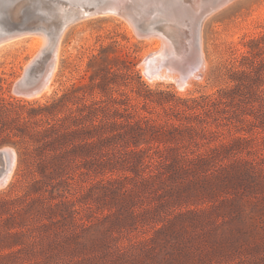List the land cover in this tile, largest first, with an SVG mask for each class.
Here are the masks:
<instances>
[{
	"label": "rangeland",
	"instance_id": "obj_1",
	"mask_svg": "<svg viewBox=\"0 0 264 264\" xmlns=\"http://www.w3.org/2000/svg\"><path fill=\"white\" fill-rule=\"evenodd\" d=\"M174 1L162 11L192 21L217 4ZM221 1L195 69L186 38L99 14L65 30L51 88L29 98L14 86L47 38L0 45V148L17 154L0 264H264V0ZM150 56L171 64L153 73Z\"/></svg>",
	"mask_w": 264,
	"mask_h": 264
},
{
	"label": "water",
	"instance_id": "obj_2",
	"mask_svg": "<svg viewBox=\"0 0 264 264\" xmlns=\"http://www.w3.org/2000/svg\"><path fill=\"white\" fill-rule=\"evenodd\" d=\"M165 0L151 1L152 7L142 13H132L131 5L124 0H0V43L41 30L47 38L42 51L30 63L25 74L14 86L15 92L31 95L40 92L52 75L58 48L65 30L73 23L90 16L108 13L128 14L142 36H163L170 43L188 39L191 54L196 61L193 68L200 66L201 26L203 14H198L194 22L189 19L170 17L162 10ZM220 0H215V3ZM174 14V6L169 3ZM130 12H129V11ZM174 16V15H173ZM184 29V31H183ZM152 56H150L151 58ZM153 59V58H151ZM152 72L161 67L149 64ZM11 154L7 147L0 148V177L7 165L11 164Z\"/></svg>",
	"mask_w": 264,
	"mask_h": 264
},
{
	"label": "bare ground",
	"instance_id": "obj_3",
	"mask_svg": "<svg viewBox=\"0 0 264 264\" xmlns=\"http://www.w3.org/2000/svg\"><path fill=\"white\" fill-rule=\"evenodd\" d=\"M184 1V0H183ZM202 1H204V0H202ZM206 1H208V0H206ZM209 1H211V0H209ZM209 1L208 2H205V3H209ZM224 1H226V0H224ZM174 2H178V1H174ZM180 2H181V0H180ZM186 2H188L187 0L185 1V4H186ZM212 2H214L215 3V1H212ZM220 2H222L221 0H220ZM167 3H169V2H167ZM217 4H213V6H210V5H206V6H209V8H207L206 7V9L205 10H203L202 12H201V14H203V17L206 15V13H208L210 10H213V9H215V8H217V7H219L220 5H221V3H219L218 4V2H216ZM226 3V2H225ZM180 4H182V3H180ZM146 5V4H145ZM203 5H205L204 3H203ZM202 5V6H203ZM212 5V4H211ZM178 6V5H177ZM180 6H183V8L185 9L186 8V6H189V4L187 5H180ZM185 6V7H184ZM193 6V5H192ZM179 7V6H178ZM201 7V6H200ZM205 7V6H204ZM180 8V7H179ZM183 8H180V9H183ZM190 8H192L191 6H190ZM164 9H166V8H164ZM188 9H189V7H188ZM201 9H203V7L201 8ZM177 10V9H176ZM187 10V9H186ZM191 10H195L194 8L193 9H190L189 11H191ZM165 11V10H164ZM171 11V10H170ZM188 11V10H187ZM187 11H184V12H187ZM166 12V11H165ZM168 13H169V11H167ZM195 12H196V10H195ZM188 13H190V12H188ZM170 14H173V13H170ZM178 14H181V13H178ZM187 14V13H186ZM198 14H200V11H199V13H197V14H194V15H196L195 16V18L198 16ZM173 15H175V13L173 14ZM172 15V16H173ZM186 16V15H185ZM188 17V16H187ZM189 17H191V15H189ZM180 19V18H179ZM194 22V21H193ZM65 33V32H64ZM38 36V35H37ZM64 36V35H63ZM18 38V37H17ZM63 38V37H62ZM15 39V38H14ZM159 39H160V37H159ZM11 40H13V39H9V40H7V41H5V42H2V43H0V45H2V44H4V43H6V42H9V41H11ZM159 41H161V39L159 40ZM38 42H39V48L42 46V44L44 43V40L42 39V37L40 38H38ZM61 42H62V40H61ZM61 42H60V45H59V48H58V52H57V56H56V62H55V66H54V69H53V72L52 73H54V71H55V69H56V67H57V61H58V54L60 53L59 51H60V46H61ZM168 42H170V41H168ZM185 42V41H184ZM187 43H188V39H187ZM162 45V44H161ZM172 45H173V43H172ZM174 46V45H173ZM38 48V47H37ZM36 49V48H35ZM175 49V48H174ZM185 49V48H184ZM183 49V50H184ZM186 49H188V48H186ZM167 50V49H166ZM172 50V49H171ZM159 51V50H158ZM170 51V50H169ZM189 52V51H188ZM201 52H202V49H201V51L199 52V58H197V60H200V61H202V57H201ZM167 53V52H166ZM182 53V52H181ZM178 54H180V53H178ZM183 54V53H182ZM191 54V53H190ZM167 55H169V54H167ZM181 55V54H180ZM193 55V54H192ZM162 56V55H161ZM177 56V55H176ZM156 57V56H155ZM153 58V59H149L150 61H153V64L154 65H156V66H159L160 65V67H163V65H165V66H168L167 64H171V60H169L168 58H166V59H163V60H161V59H158V58ZM162 57H164V56H162ZM166 57V56H165ZM169 57V56H168ZM188 56H186V57H184L185 59L187 58ZM177 58L179 59V57H176V61H177ZM181 58H182V56H181ZM193 57H191L190 59H192ZM184 59V60H185ZM148 60V61H149ZM173 60H174V58H173ZM183 60V61H184ZM150 61L148 62V64H150ZM187 61H188V59H187ZM192 61V68L194 67L193 66V63H195L196 61H194V60H190V62ZM175 62V61H174ZM174 62H172V63H174ZM182 62V61H181ZM189 62V61H188ZM179 63V62H178ZM184 63H185V61H184ZM187 63V62H186ZM174 64H176V63H174ZM181 65H182V67H183V65L184 64H182V63H180ZM188 64H190V63H187V65ZM147 64H145V66H146ZM148 66V65H147ZM146 66V68H150V66H148L147 67ZM189 66V65H188ZM173 67H175V66H173ZM176 67H177V65H176ZM191 67H186L187 69H186V71H189V69L191 68ZM167 68H169V67H167ZM177 68H179V67H177ZM185 68V67H184ZM180 69V68H179ZM182 69V68H181ZM185 70V69H184ZM193 70V69H192ZM150 71L152 72V70H151V68H150ZM147 73H149L148 72V70H147ZM154 73V72H153ZM192 73V72H191ZM53 75V74H52ZM190 75V74H189ZM170 76V75H169ZM51 77V76H50ZM54 77V76H53ZM181 77H184V76H181ZM164 78V77H163ZM53 80V79H52ZM177 80V79H176ZM178 82V81H177ZM51 88V78H49V80L47 81V83H46V85H45V87L40 91V92H38V93H36V94H31V95H25L26 97H29V98H32V97H36V96H39V95H41L42 96V94L44 93V92H46V91H48L49 89ZM8 151L10 152V154H11V157H12V159H11V164H9V165H7V168H6V170H5V172H4V174L0 177L1 179H0V183H5V182H7L8 180H9V178H11L10 177V175H11V173H12V171L14 170V166H15V162H16V157H17V154H16V150L14 149V148H8ZM12 176V175H11Z\"/></svg>",
	"mask_w": 264,
	"mask_h": 264
},
{
	"label": "trees",
	"instance_id": "obj_4",
	"mask_svg": "<svg viewBox=\"0 0 264 264\" xmlns=\"http://www.w3.org/2000/svg\"><path fill=\"white\" fill-rule=\"evenodd\" d=\"M165 138H168V134H166V132L158 136V139H161V140Z\"/></svg>",
	"mask_w": 264,
	"mask_h": 264
}]
</instances>
